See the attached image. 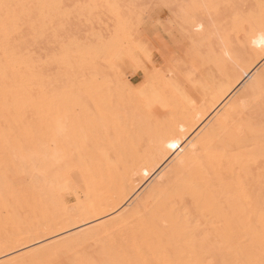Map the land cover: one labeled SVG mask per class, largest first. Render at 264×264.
<instances>
[{
	"label": "snow or ice",
	"instance_id": "6c2138e0",
	"mask_svg": "<svg viewBox=\"0 0 264 264\" xmlns=\"http://www.w3.org/2000/svg\"><path fill=\"white\" fill-rule=\"evenodd\" d=\"M0 9L5 207L26 187L42 186L52 217L28 228L6 222L3 246L19 255L0 264H264V0H56ZM177 35L190 63L169 43ZM128 40L135 49L125 56ZM157 49L168 64L163 78L180 91L173 74L195 85L210 65L238 69L233 101L191 140V125L158 116L163 99L149 96L162 71L152 63ZM141 70L136 84L131 75ZM130 110L150 129L139 134L149 147L133 149L134 188L162 161L174 157V166L123 210L119 201L89 203L94 154L111 160L116 150L122 158L121 113ZM193 170L202 178L180 179ZM86 218L98 222L59 235Z\"/></svg>",
	"mask_w": 264,
	"mask_h": 264
},
{
	"label": "bare ground",
	"instance_id": "6f19581e",
	"mask_svg": "<svg viewBox=\"0 0 264 264\" xmlns=\"http://www.w3.org/2000/svg\"><path fill=\"white\" fill-rule=\"evenodd\" d=\"M39 2H56V0H0V4H4V3L22 4V3H39ZM122 2H128V0H122ZM167 2L182 4V3L190 2V0H167ZM245 2L253 5H258L260 3V0H245ZM0 12H2V9H0ZM172 42L175 45H177L178 48L180 46V44L178 43H181V46L183 45L179 35H177L175 38L172 37ZM173 45L171 44V46ZM175 45L174 48L176 49ZM134 49H135L134 42L132 40H128L126 46L123 49V55L125 56L131 55ZM182 50H179L182 51L181 52L183 54L182 58L179 57L177 58H179V60L182 62L190 63L191 57L187 51V47L186 50H184L183 48ZM175 52H177V54L180 55L181 57V54H179L180 52L178 53V50H175ZM195 55H196L195 53L192 54V56ZM2 61H3V54L2 52H0V63H2ZM152 63L156 64L157 68H160L162 70L160 77L156 79L154 83L149 87V96L154 101L157 99V97H161L163 99V106L156 107L155 112L161 118H163L164 114L167 112L170 116H174L177 121H183L186 124L191 125L188 133L189 140L193 139L202 128H205L206 126L215 122L217 118L221 117V115L225 112V110L228 108V105L233 101L236 95V93L231 91V89L229 88L230 84H232V87H235V82L233 78L238 72V69L236 67H228L221 69L218 68L215 64L210 65L203 74V83L197 82V84L195 85L183 79L182 77L173 74L171 79L180 81V85L182 89V91H180L177 90L169 82V80L163 78V72L168 71L169 69L167 62L160 57V53H158V49L152 52ZM131 80L135 81L136 84L143 83L144 82L143 71L141 70L133 74ZM140 110L141 112H146V107L144 105H140ZM121 115L123 116V119L127 123V128L129 129V126L131 125L130 129L131 131L133 130L135 133V136L132 134V136L135 137L134 146L136 147L137 145H139L142 148L149 147L147 142H144L141 145L139 139V134L141 132L147 135V133L150 130L149 127L147 125H145L143 128L141 127L139 119L134 115V110H130L127 114L121 113ZM197 115L200 116L199 121H195V117ZM60 116L61 113L57 112L55 114L54 120L59 119ZM2 132H3V122L2 120H0V134H2ZM114 132H116V130H114L113 133ZM129 135L127 136L125 135L124 139H126L125 137L128 138L130 137L132 138V142L134 143L133 137ZM125 141L126 142L128 141L130 144L131 140L128 139V140H124L123 142ZM128 142L126 143L127 144L126 146L130 148ZM113 151L115 152L116 150ZM131 151L133 154V150ZM114 152L112 153L113 155ZM101 153L103 154V152ZM101 153L99 154L100 156L102 155ZM96 155L94 154L95 160L93 162V170L89 177L91 183V200L89 201V203L95 202L98 205L103 203L105 208H107L111 204H115L117 201H119L121 205L124 204L125 202H127L129 196H131L136 189L139 191L138 197L144 195L145 198H147L146 190L149 189V187L154 182L157 181L161 173L163 172L165 173L168 168L174 166V159H175L173 157L166 161H162L158 171L153 176L149 178H145L139 188H134L135 181L133 179V176L131 181L128 182L127 184L114 188L109 182L106 183V180L104 179V177L102 176V172L100 171L102 163L108 162V159L107 161L106 160L102 161V158L100 160V158ZM175 166L186 168L188 167V163L186 162V164L183 166H179V165H175ZM176 178L177 177L173 176L171 179H176ZM198 178H202V177H199L198 173L195 170H193L190 174L186 176L180 177V179L182 180L198 179ZM168 182L169 181L166 179L165 184H167ZM0 191H2L1 187H0ZM84 192L85 193L88 192V185H85ZM28 195H29L28 211L30 212L29 213L30 215L29 216L27 215L26 219L23 218V220L25 219L24 222L23 220H21V222L18 221L20 223L18 224L25 228H28L43 224L45 222H49V223L52 222V217L50 216L49 213L48 203L44 199L42 186L29 188ZM132 203H128L125 207H127ZM101 210L103 211L104 209ZM19 219L20 218H18V220ZM6 222L9 224L11 223V225L13 224L16 225V223H14L15 221L10 222L9 220H4L2 224ZM97 222L98 221L94 218H86L84 220L78 221L73 225L68 226L67 231L61 232L59 235L71 236L73 233L79 232L81 229H86V230L91 229L93 225L96 224ZM18 224L17 227H21L18 226ZM2 229H4V226L2 227ZM58 238H59L58 236H51L48 239L55 240ZM3 240L2 242H0V261L13 259L16 256H18L19 253L11 252L8 249L4 248ZM41 242L46 243L48 242V240H42Z\"/></svg>",
	"mask_w": 264,
	"mask_h": 264
},
{
	"label": "rangeland",
	"instance_id": "374dc122",
	"mask_svg": "<svg viewBox=\"0 0 264 264\" xmlns=\"http://www.w3.org/2000/svg\"><path fill=\"white\" fill-rule=\"evenodd\" d=\"M168 38H169L168 40H169L170 45L171 44L173 45L175 42L174 41H173L174 43L172 42V37H168ZM178 44H180V46H179L180 49L175 44L174 45L176 46V49L174 48V45L171 47H172V49L174 48L173 49L174 51L178 50V53L180 52L179 54H181V57H180V55L177 54V52H175V53H176L177 57L182 58V56H183V54L181 53L183 51L182 48L184 50H186L187 45L184 43L182 46H181V43H178ZM179 50H182V51H179ZM158 53H159V50H158ZM179 58H178V60H179ZM132 77H133V74L131 75V78ZM130 126H129V129L127 131L128 134L124 133L123 134L124 136L129 135V133H130L129 136L133 137L132 134L135 136V133L133 130L131 131ZM114 130H116V129H113V131ZM113 138H117V131L113 133ZM125 138L126 139H124V140H128V139L131 140L130 144L127 141L128 145H130L131 149L129 147H127V149L125 148V150L122 153V158H121V156H118L117 153H115L116 151L114 152L112 150V153L114 152V155L112 154V159L108 160V162H103L102 166H101V170H100L102 172V176L106 180V183L109 182L114 188H117L119 186H123V185L127 184L128 182H130L132 179V171L135 168V161L132 160V151H131L135 148V146H134L135 143L132 142V138H130V137L129 138L125 137ZM125 142H123V143L125 145H127L126 144L127 142L126 143ZM100 153L101 152H97V153H95V155L97 154L96 156H98L100 158V160L102 158V161H105V160L107 161V159L104 158L105 157L104 154L101 153L102 155L100 156L99 155ZM0 187L2 189V191H0V242H2V240L4 239V229H2V227L5 226L4 225L5 223L2 224L4 222V220H9L10 222L15 221L14 223H16V226H17V224L19 222H21V220H23V218L26 219L27 215L28 216L30 215L29 214L30 212L28 211V205H29L28 191H29V188H27V187L25 188V191L23 193H20L17 196L12 198L11 204L8 208L5 207V184H4V173H3L2 168H0ZM138 194H139V191L136 189L133 192V194L131 196H129L127 202L122 204V208L120 210H122L123 207H125L128 203H132V202L136 201V199L138 198ZM18 218H20V219L18 220ZM25 219L23 220V222L25 221ZM19 224H18V226H21ZM13 225H15V224H13Z\"/></svg>",
	"mask_w": 264,
	"mask_h": 264
}]
</instances>
